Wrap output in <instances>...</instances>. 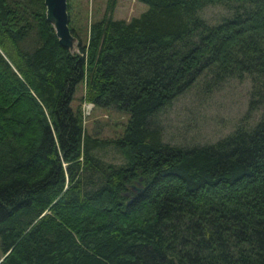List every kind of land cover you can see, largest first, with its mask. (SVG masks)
I'll list each match as a JSON object with an SVG mask.
<instances>
[{
  "label": "trees",
  "instance_id": "obj_1",
  "mask_svg": "<svg viewBox=\"0 0 264 264\" xmlns=\"http://www.w3.org/2000/svg\"><path fill=\"white\" fill-rule=\"evenodd\" d=\"M72 1L76 51L45 0H0L1 264H264V0H138L148 10L130 21L107 0L86 40L73 17L89 3ZM213 6L230 16L210 23ZM203 77L249 80L258 121L165 143L152 120ZM83 104L128 115L123 132L90 134Z\"/></svg>",
  "mask_w": 264,
  "mask_h": 264
},
{
  "label": "rangeland",
  "instance_id": "obj_2",
  "mask_svg": "<svg viewBox=\"0 0 264 264\" xmlns=\"http://www.w3.org/2000/svg\"><path fill=\"white\" fill-rule=\"evenodd\" d=\"M72 1V0H71ZM86 2L89 3L88 16L84 15ZM107 0H73L76 9L82 10L81 16L73 17L74 26L86 40V25L103 17ZM81 4V5H80ZM78 5V7H77ZM148 10V6L138 0H118L114 18L130 21ZM203 16L212 24L230 16L221 6L207 8ZM70 17V16H69ZM74 49L78 41L74 37ZM212 78L203 77L189 92L178 97L153 120L152 124L163 131L164 142L184 148L212 145L230 135L243 122L247 128L253 127L259 119L258 114L246 120L249 109L251 82L229 79L218 88L212 87ZM84 94L83 84L79 85L73 104H79ZM77 100V101H76ZM85 126L87 131L101 138H115L123 132L128 115L115 109H105L84 105ZM102 158L108 163L122 165L123 158L114 149L102 152ZM4 251L0 239V264L4 260Z\"/></svg>",
  "mask_w": 264,
  "mask_h": 264
},
{
  "label": "water",
  "instance_id": "obj_3",
  "mask_svg": "<svg viewBox=\"0 0 264 264\" xmlns=\"http://www.w3.org/2000/svg\"><path fill=\"white\" fill-rule=\"evenodd\" d=\"M69 0H45L47 8L48 21L54 26L60 43L63 47L69 48L71 51L74 49V36L69 27L70 17L68 12ZM143 185L138 182L137 185L131 186L132 190L137 194H142Z\"/></svg>",
  "mask_w": 264,
  "mask_h": 264
}]
</instances>
